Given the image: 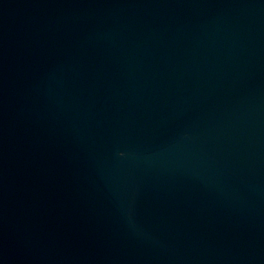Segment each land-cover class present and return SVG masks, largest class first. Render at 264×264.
I'll return each instance as SVG.
<instances>
[{
	"label": "water",
	"instance_id": "obj_1",
	"mask_svg": "<svg viewBox=\"0 0 264 264\" xmlns=\"http://www.w3.org/2000/svg\"><path fill=\"white\" fill-rule=\"evenodd\" d=\"M0 264H264V0H0Z\"/></svg>",
	"mask_w": 264,
	"mask_h": 264
}]
</instances>
